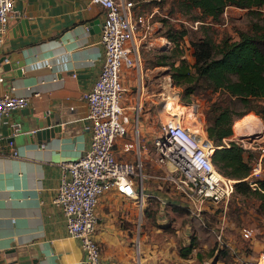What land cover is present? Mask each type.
<instances>
[{"label": "crops", "instance_id": "0c3cea01", "mask_svg": "<svg viewBox=\"0 0 264 264\" xmlns=\"http://www.w3.org/2000/svg\"><path fill=\"white\" fill-rule=\"evenodd\" d=\"M104 15V8L91 0H14V13L0 45V58L6 57L0 61V96L7 92L23 95L28 97V104L11 111L0 127L4 137L0 140V264H84L79 241L67 234L61 209L53 199L60 181V163L74 160L89 146L87 104L82 94L91 89L103 62L99 38ZM19 19L29 21L26 27L18 26ZM153 42L149 39L144 45ZM7 61L12 69L2 70ZM154 67L141 65L140 71L122 73L126 112L136 101L142 107L148 97L145 82ZM48 115L59 120L60 130L53 136L38 140L18 131L21 127L33 130L38 120ZM143 121L141 114L140 138L150 145L155 135L149 133ZM11 137L15 156L7 153L6 142ZM121 147L122 142L117 141L115 152L127 157ZM120 197L108 191L96 206L98 225L94 236L104 262L228 264L213 259L221 247L218 242L206 259L199 257V250L206 249L204 242L200 243L202 249L196 245L186 255L180 254L181 247L190 241L189 235L201 231L195 222L189 223L190 219L173 225L172 234L163 239L151 240L148 234L162 228L153 231L148 227L136 244L131 228L133 202L142 210L147 205L146 197L142 202ZM153 198L161 210L183 216L178 197ZM169 204L181 207V212L172 210ZM239 234L228 235L227 253L235 254L229 264H253L264 254V243L255 237L241 239V231ZM6 251H10L9 256H5Z\"/></svg>", "mask_w": 264, "mask_h": 264}, {"label": "built area", "instance_id": "2783aa9c", "mask_svg": "<svg viewBox=\"0 0 264 264\" xmlns=\"http://www.w3.org/2000/svg\"><path fill=\"white\" fill-rule=\"evenodd\" d=\"M91 1L100 4L105 15L99 38L103 62L91 89L82 94L87 104L85 128L90 132V141L77 158L60 163V181L53 201L61 209L67 234L79 241L82 262L108 264L103 261L100 244L94 236L98 225L96 206L104 193L114 191L142 202L143 191L150 182L168 184L179 194V205L204 225L202 211L209 206L225 205L234 191L236 179L226 177L214 166L211 156L216 146L205 133L191 131L179 119L169 117L161 121L160 131L151 144L142 142V107L136 101L130 112H126L121 76L125 70L140 71L139 47L149 43L152 14L135 13L134 0ZM13 13L14 0H0V45ZM27 104L26 96L11 92L1 95L0 127L11 111ZM3 138L0 131V140ZM117 141L122 142L121 149L127 157L115 152ZM6 145L8 154L17 155L11 139ZM259 148L260 156L251 168L250 178L260 172L264 147ZM146 162L154 164L155 170L146 172ZM214 233L217 242L223 243V227L218 225ZM241 236L254 237L253 228L243 227ZM253 264H264V254Z\"/></svg>", "mask_w": 264, "mask_h": 264}, {"label": "rangeland", "instance_id": "374dc122", "mask_svg": "<svg viewBox=\"0 0 264 264\" xmlns=\"http://www.w3.org/2000/svg\"><path fill=\"white\" fill-rule=\"evenodd\" d=\"M134 1L135 13L152 14L151 22L153 23V28L148 35V39L154 40L153 44H151V46H145L143 44L139 47L142 67L146 65L150 67L155 66V70L150 73L145 82L148 97L143 102L140 112V116L142 114V120H144V126L148 127L147 130H149L151 135H157L160 131V122L174 116L173 118L178 117L183 123L200 124L203 132L207 136L205 131L206 120L204 111L210 99L213 100L217 97V93L201 91L194 95L192 101L189 103L183 102L180 100L181 88L172 83L171 77L168 74V66L154 65L153 63V61L157 59L159 53L169 50L172 46V43L162 35L164 29L163 19H167V21L172 23L175 27L187 28V34L180 40V44L182 45L183 56L188 61L192 62V38L208 33L216 42L225 35L236 39L237 30L248 29L251 21L258 20L263 23L264 12L260 14L259 11H251L245 8L228 5L225 7L221 19L218 22H212L210 19L202 20V18L195 20V18L200 15L198 9L187 12L180 11L179 0ZM180 106L188 108V110L182 109ZM241 108L242 106L237 103L236 109L240 110ZM247 117L259 118L255 115H246L236 119L233 123V135L231 139L238 141L247 150L245 158L249 161L252 168V166L256 165L260 156L261 149L259 147H264V123L260 118L255 124H253L254 122L247 123ZM196 130H199V128H196ZM144 165L146 172L154 171L156 168V166L150 162H146ZM260 166V172L254 175V178L262 176L264 173V156H262L260 160ZM143 192L148 206L145 204L146 207L140 210L136 207V203L133 202L135 217L133 224H131V228L133 230L132 234L134 239L139 240L138 238L140 235H142L143 231L148 227H152L153 231L157 227L162 228L158 232L154 231L148 234L151 240H155L157 238L162 237L163 239L165 236H170L176 227L173 225L183 223L187 219H190L189 223L193 221L196 225H202L199 218L190 214L184 207L182 208L183 216L171 215L167 211L160 209L159 203L153 197H169L170 199L178 197L179 195L172 190L168 184L158 185L157 183L150 182ZM126 199L129 198L126 197ZM130 199L131 201L133 200L132 198ZM131 201L130 204L133 205ZM256 203V199L252 195H242L234 191L225 205L209 206V208H205L202 211L204 219L203 229L197 235L196 233L194 234V232L189 235V240L195 239V246L197 245V247L199 246L201 248V242L207 245L206 249L199 250V257H204V259H206L211 252L214 253L215 247H218L214 233V229H216L218 225H221L225 231L223 243H221L222 248L220 247V249L227 248L226 242L229 241V233L231 232L233 237L238 236L240 235L239 233L242 227L253 228L254 237L260 239L264 243V214L256 210ZM145 208H149V214L145 213ZM163 219L164 222L162 221ZM245 251L250 252V248H246L245 246ZM262 252L264 253V248ZM234 256L235 254L231 253L225 255L221 253L218 259H222L223 262L229 264V262L231 263L234 261L232 259Z\"/></svg>", "mask_w": 264, "mask_h": 264}, {"label": "trees", "instance_id": "16d2710c", "mask_svg": "<svg viewBox=\"0 0 264 264\" xmlns=\"http://www.w3.org/2000/svg\"><path fill=\"white\" fill-rule=\"evenodd\" d=\"M228 5L259 11L260 14L264 12V0H179L180 11L198 9L200 15L195 20L202 18L212 22L221 19ZM163 20L162 35L172 46L158 54L154 65L168 66L172 83L181 88L180 100L183 102L189 103L201 91L217 93L204 111L207 137L216 146L212 163L223 175L236 179L234 191L252 195L257 202L256 210L264 214V173L250 178L251 164L245 158L247 150L231 139L233 123L238 118L255 115L264 123V22L251 21L248 29L237 30L236 39L225 35L216 42L208 33L192 38L193 61L190 62L183 56L180 44L187 28H178L167 19ZM237 103L242 106L240 110L236 109ZM184 124L194 129L201 126L198 123ZM169 206L180 211V207ZM148 209H145L146 214H149ZM199 226L202 230L203 225ZM194 247V239H191L181 247L180 254L184 256ZM221 253L227 254V248H219L214 258H220Z\"/></svg>", "mask_w": 264, "mask_h": 264}, {"label": "water", "instance_id": "95a60500", "mask_svg": "<svg viewBox=\"0 0 264 264\" xmlns=\"http://www.w3.org/2000/svg\"><path fill=\"white\" fill-rule=\"evenodd\" d=\"M27 19H19L18 26H21L23 28L26 27V23L28 24ZM98 22V21H97ZM6 57L3 56L0 58V61L5 59ZM12 63L10 61H7L2 65V70H9L12 69ZM19 71L17 70V73ZM23 128V129H22ZM60 130L59 120L57 118L51 117L50 115L44 117V119L38 120L37 127H35L33 130L21 127L18 129L20 133H24L25 137H28L31 135L33 138H36L38 140L44 139L48 136H53L55 132ZM11 140L13 137L10 138ZM10 251H6L4 254L5 256H9L8 253ZM5 264H11L10 262H7Z\"/></svg>", "mask_w": 264, "mask_h": 264}, {"label": "bare ground", "instance_id": "6f19581e", "mask_svg": "<svg viewBox=\"0 0 264 264\" xmlns=\"http://www.w3.org/2000/svg\"><path fill=\"white\" fill-rule=\"evenodd\" d=\"M174 117V116H173ZM175 119H178V117L177 118H175ZM248 121H247V123L249 122H254L253 124H255V122L258 120L259 121V118H254V117H247L246 118ZM180 121V120H179ZM181 122V121H180ZM183 125H185V126H187L186 124H184L183 122H181ZM189 127V129L191 130V131H193V132H195V133H198V134H200V135H202V133H203V129H202V127L200 126V129L199 130H196V129H194V128H192V127H190V126H188Z\"/></svg>", "mask_w": 264, "mask_h": 264}]
</instances>
